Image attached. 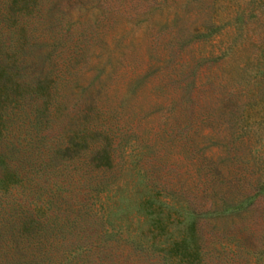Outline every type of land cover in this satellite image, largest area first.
Returning <instances> with one entry per match:
<instances>
[{"label": "trees", "instance_id": "16d2710c", "mask_svg": "<svg viewBox=\"0 0 264 264\" xmlns=\"http://www.w3.org/2000/svg\"><path fill=\"white\" fill-rule=\"evenodd\" d=\"M173 2L0 0V264H264V0Z\"/></svg>", "mask_w": 264, "mask_h": 264}, {"label": "rangeland", "instance_id": "374dc122", "mask_svg": "<svg viewBox=\"0 0 264 264\" xmlns=\"http://www.w3.org/2000/svg\"><path fill=\"white\" fill-rule=\"evenodd\" d=\"M145 1L123 0L115 22L103 30L105 42L115 49L113 51L114 59H117L120 52H124V58H137L142 62H147L151 46L160 48L161 37L165 32H168L169 28L157 29V27L165 20L166 12H169L168 9L175 2L165 0L164 5L153 8L149 4L150 1L147 3ZM260 12L264 15V4L253 9V13ZM89 14H94V12ZM159 52L161 51L159 50ZM159 57L162 55L159 54ZM128 59H124L123 62Z\"/></svg>", "mask_w": 264, "mask_h": 264}]
</instances>
